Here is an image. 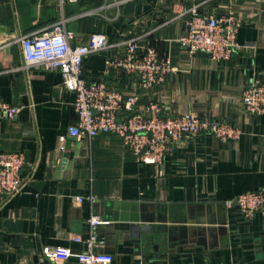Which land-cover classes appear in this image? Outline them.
I'll return each instance as SVG.
<instances>
[{"label":"crops","instance_id":"0c3cea01","mask_svg":"<svg viewBox=\"0 0 264 264\" xmlns=\"http://www.w3.org/2000/svg\"><path fill=\"white\" fill-rule=\"evenodd\" d=\"M112 3L0 0V99L18 108L13 118H0V151L23 153L25 179L20 192H0V264H77L74 256L51 260L43 247L84 249L74 237L88 236L91 215L101 218L94 227L103 241L97 249L112 255L109 264H264V215L245 217L224 203L264 188V113L249 114L241 102L250 81H264V0ZM194 3L204 13L241 18L239 47L228 59L179 46L187 32L182 11ZM62 18L71 45L87 43L92 32L112 44L84 59L87 81L103 80L135 96L137 107L155 101L164 115L192 112L227 121L241 129L240 137L203 133L145 163L116 134L75 135L74 92L58 70L22 66L18 40ZM129 38L169 58L172 70L162 83L143 86L134 75L107 69V59L122 55ZM115 202L136 205L126 210L127 221L113 218Z\"/></svg>","mask_w":264,"mask_h":264},{"label":"built area","instance_id":"2783aa9c","mask_svg":"<svg viewBox=\"0 0 264 264\" xmlns=\"http://www.w3.org/2000/svg\"><path fill=\"white\" fill-rule=\"evenodd\" d=\"M121 1L124 0H113L112 4L117 6ZM182 14L187 17V32L177 41L188 53L202 52L213 60H225L239 47L236 34L242 20L233 12L219 15L204 13L200 11L199 4L194 3L185 8ZM71 38L72 31L67 29L62 18L42 32L24 33L18 40L24 59L22 66L58 70L63 86L74 92L72 107L77 116L75 135L92 137L98 132L116 134L122 138L124 146L145 163L159 162L173 145L203 133L220 140L240 137L241 129L227 121L208 119L192 112L164 115L162 106L155 101L137 107L135 96L124 95L103 80L87 81L82 76L84 59L106 50L112 44L101 32H92L85 44L71 45ZM123 44L125 50L122 55L107 59L108 70L121 69L134 75L143 86L162 83L172 70L169 58L160 55L150 44H139L136 38L125 39ZM241 102L249 114L264 113V81H250L242 91ZM17 111V107L0 99V118H13ZM23 160L21 151H0V192L11 196L22 190L25 182L21 174ZM224 203L227 207H237L245 217L256 213L264 215V188L243 191ZM87 221L90 225L88 236L74 237L75 241L85 244L84 249L74 252L63 245L45 246L44 255L55 261L74 256L77 264H109L112 255L97 249L103 245V241L96 237L94 227L101 218L91 215Z\"/></svg>","mask_w":264,"mask_h":264},{"label":"water","instance_id":"95a60500","mask_svg":"<svg viewBox=\"0 0 264 264\" xmlns=\"http://www.w3.org/2000/svg\"><path fill=\"white\" fill-rule=\"evenodd\" d=\"M69 148V143L67 142L65 144V149L67 150ZM67 157H68V152L65 151L64 154H63V158L61 160V163L60 165L62 166L66 160H67ZM130 207V209H136V205L135 204H128V203H113V213H112V216L114 219H117V215H120V219L121 220H124V221H127L128 218L126 217L127 213H126V210ZM121 210L119 213L117 212V210ZM130 215H136V214H130ZM130 221H136V217H130L129 219Z\"/></svg>","mask_w":264,"mask_h":264}]
</instances>
